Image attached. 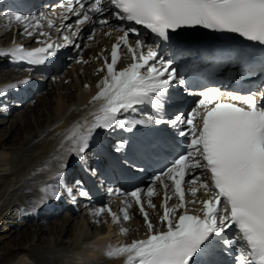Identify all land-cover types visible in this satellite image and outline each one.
Returning a JSON list of instances; mask_svg holds the SVG:
<instances>
[{
  "label": "snow or ice",
  "instance_id": "1",
  "mask_svg": "<svg viewBox=\"0 0 264 264\" xmlns=\"http://www.w3.org/2000/svg\"><path fill=\"white\" fill-rule=\"evenodd\" d=\"M52 7L65 10L59 26L47 19L45 12L31 17L12 14L28 36L38 32L46 39L37 41L43 46L31 51L16 46L0 51V57L10 56L29 65L44 64L57 55L61 45L48 42L50 34L43 29L55 27L64 46L72 44L70 37L63 35L64 29L71 28L66 21L72 16L77 26L73 35L87 32L85 38L92 40L98 27L123 33L112 45L110 62L105 57L104 68L100 69L106 75L92 98L100 106L92 113L91 122L76 125L66 137L70 142L66 153L83 154L98 129L119 127L131 132L138 125H168L182 138L172 159L147 187L129 192L110 190V194L125 197L122 216L106 205L94 211L95 216L107 212L118 224L121 219L128 221L129 209L138 206L148 230L146 239L109 246L106 255L123 257L124 264H197L198 254L219 242L231 255L232 264H264V93L223 94L217 86H205L196 107L186 115H169L165 111L169 90L187 81L173 67V60L165 59L157 48L147 44L135 27L142 26L161 41H169L170 33L183 27L202 26L264 45V0H57ZM109 17L119 23H110ZM122 52L130 54L132 62L117 69ZM146 105L155 112L140 107ZM127 113H139V118H129ZM123 146L118 142L116 151ZM156 185L164 190L159 228L145 209V197L148 207L156 208L151 199L157 194ZM197 186L206 190L208 198L186 200V191L195 196ZM42 191L50 193L49 188ZM79 194L88 195L84 190ZM174 198L178 203L169 206ZM197 202L202 205L199 213L190 214L187 204ZM122 232L127 234L125 229Z\"/></svg>",
  "mask_w": 264,
  "mask_h": 264
},
{
  "label": "rangeland",
  "instance_id": "2",
  "mask_svg": "<svg viewBox=\"0 0 264 264\" xmlns=\"http://www.w3.org/2000/svg\"><path fill=\"white\" fill-rule=\"evenodd\" d=\"M73 17L74 16H72L71 18ZM74 20H75V17L74 19H72V21ZM72 23L73 22H71V24ZM76 27L77 26L73 23L72 30L76 29ZM100 29L101 28L98 27L97 31L94 34V38L92 40H88L84 38L85 32H82L81 34L82 44L79 50L83 52L84 57H87L86 61L84 62L82 61L78 63L77 62L74 63L70 61L69 62L70 64L67 63L62 68L63 70L62 74L58 76V79L54 77L48 80L47 88L42 94L36 95L21 110L17 111L15 113V116H12V118L9 121H7V123H6V120L5 121H3V119L0 120V125H1L0 131L1 132H6L9 129L10 130L13 129L15 130L14 132L16 133L17 131H19V129L22 128L21 129L22 132L20 131L18 132V134H19V137H21L20 140L23 141L29 138L33 131L34 132L40 131L42 127L49 126L51 124L52 120L54 119V106L57 104V102H59L62 105V107L65 109V106L61 102L63 101L65 105H67L68 107V109H66L67 111L71 108H74V106L76 105V99L78 95L77 93H79L84 88H90V85L93 82L99 81L102 78V75L105 74V71H100V69L104 67L103 64L102 63L100 65L98 64L100 61L104 62V60L102 59L103 57L100 60L97 58L96 59L94 58L95 56H97L96 55L97 52H99L95 50V48L97 46H100L99 49L105 53V57L110 59L107 42L105 41L104 42L105 44H104L103 41L99 40V37L107 38L108 34H105V33H108V32L104 31V29L103 30L102 29L100 30ZM1 30H2V27L0 26V31ZM131 41H134V39L131 38ZM97 43H101V44L98 45ZM94 44H97V46ZM152 46L155 48L154 44ZM145 51H147V49H145ZM121 54H122V60L118 62L117 69H121L125 67L127 64L130 63V60H131L130 54H126L125 52H122ZM97 60H98V63H97ZM86 68L88 69L89 76L85 77V71L87 72ZM180 74H182V72ZM5 77H10V76L0 75V80H3L2 78H5ZM80 81L82 82V86L84 87L78 88L77 84L80 85ZM56 85H58V88L55 87ZM60 87L62 88L60 89ZM57 89H59V94L61 95L60 97H58ZM61 97H63L64 100H62ZM68 97L73 98L75 100V103L73 99L71 100ZM197 103L198 101L196 102V104L193 105L192 109L196 107ZM93 109L94 108L85 109L82 111V113H79L78 115H82V114L86 115L87 113H90L91 110ZM42 120L44 121L43 124H41ZM25 126H29L30 128L29 129L28 127L25 128ZM2 129H4L5 131ZM15 133H13L11 137H13ZM1 134L7 135L8 133L6 132V134L5 133H1ZM49 134H50V131H47L46 133H44L43 135L44 138H46ZM11 137L9 139V142L12 139ZM9 142L5 143L4 145L0 147V173L2 172V174L4 175L3 177H0V264H27V261L29 260L30 262L32 261V264H69L70 262L74 264L80 263V261L77 260L78 254L76 255L77 256L76 258L74 259L71 258V256L75 254L74 251L77 252L79 246L82 243H84V241L80 242L79 238H82V236L84 235L83 232L89 234L90 236L93 235L96 237L98 233L97 229L99 227L100 229L104 227L106 221L101 218L100 224H97L95 228L91 227L92 228L91 229V228H88L87 225H85L84 218L79 217V216L77 218L76 217L71 218L70 220L72 221L74 225V227L72 226L74 228L73 229L74 235L72 236H71V233L65 234L63 231H59V228H60L59 225H57L58 230L56 231L54 227L52 228V224L45 223L42 226L43 229L45 228L44 229L45 231L42 232L39 229V226L37 224L32 225V224L22 223V220L20 219L21 218L20 211L23 210L22 209L23 204L24 203L26 204L28 202L27 199L29 196V195H23V194L25 193V191L28 190L30 186L27 182L26 183L22 182L24 181L23 178L26 177L25 179H29L30 176L28 178L27 174L28 175L35 174L31 172L33 170L36 172L38 169L37 166L40 168L44 164V161L42 162L36 161L35 162L36 164L33 163L34 165L28 167L26 169V172H24L25 171L24 170L23 171L24 173H22V175H17L16 177V175L13 174L14 166L12 164L14 163L15 166L16 165L21 166V165L27 164L30 159L27 160L26 158H24L25 156L24 154H20L18 152V144H16L15 146H9L10 145ZM31 146H28V148L25 149V151L28 152L26 154H30L32 156L33 154H35V149L33 148V146L32 147ZM4 152H6V155H8V157L2 159V154ZM16 161L18 162V164L16 163ZM28 164H31V163H28ZM20 179H23V180L20 181ZM15 182H16V186L13 187L12 184ZM205 194H206V190L198 187V191L195 194V196L189 193L188 199L200 201V200H203V198L205 197ZM151 199H152L153 204L156 205V208L155 209L150 208L149 214L154 223H160V216H161V213L163 212L161 201H160L161 200L160 196L156 195ZM10 204L11 206L12 205L15 206V208H13L11 212L9 211L10 207H8V205ZM189 205L193 208L195 207L198 208L200 206V203L197 202L195 204H189ZM63 218L64 216L62 215L58 216L57 223L59 224L62 223ZM134 218L138 219V222H136L135 220L134 221V223H136L135 225L133 224L132 220L125 222L127 223L126 229H125V226L120 227L121 224L117 225L118 227H120L121 235L123 234L124 237L129 239V242H131L132 238L135 235H137L136 233L140 231L145 232L146 230L143 217L139 213H137L136 217ZM28 226L30 228L26 230V227ZM75 228L82 229V233L81 231H79L82 236L77 237L79 232H77ZM122 229L127 230V234H124L122 232ZM26 234H28L29 237ZM25 235L27 237H25ZM37 235H39V238L42 237L41 239H39V241L42 243H38L39 241L36 242ZM61 239L67 241V244H65L61 248L56 247L57 242ZM87 244L88 243L85 242V246ZM123 244H126V243L123 242ZM43 247H48V249H43ZM62 251H63V254L65 255L58 254V252H62ZM18 255H19V258H15ZM55 257L57 258V260L55 259ZM94 264H101V263L97 262Z\"/></svg>",
  "mask_w": 264,
  "mask_h": 264
},
{
  "label": "bare ground",
  "instance_id": "3",
  "mask_svg": "<svg viewBox=\"0 0 264 264\" xmlns=\"http://www.w3.org/2000/svg\"><path fill=\"white\" fill-rule=\"evenodd\" d=\"M109 18H110L111 21H113L112 17H109ZM72 19H74V17L70 18L68 21H70ZM117 23H119V21H117ZM21 30H22V26L19 25V27H18V29L16 31V35L17 34L20 35L21 34ZM108 32L110 34H108L107 38L99 37V40L103 41V43L106 41L107 42V47L109 49L110 45L112 46L114 43H116L117 36L119 37L123 33L119 32V31H115V30H113L111 28H110V30H108ZM6 34L12 35L13 32L11 30L9 31L7 29ZM79 35H80V37L82 39V35L81 34H79ZM85 35H87V32H85L84 38H85ZM3 36H4V34H3ZM3 36H1L0 38H3ZM145 36H147V41H153L152 38H150V36L148 34H146ZM10 37H12V36H10ZM0 40H2V39H0ZM148 43H150V42H148ZM97 44L99 45L101 43H97ZM97 44H94V45L97 46ZM99 48H100V46H97L95 48V50H97L99 52H97V54H96L97 56H95V57L93 56V57L95 59L97 58V59L100 60L99 55L101 56L102 53H100V49ZM174 51H176V49H174ZM110 52H111V50H110ZM169 53H171V52H169ZM192 54L194 55V53H192ZM190 57L195 59V60L191 61V63H189L187 66H178V64L177 65H173V67H175L177 69V72L179 74L182 72V69L180 67L183 68L184 72H182V74H180L182 76L183 75H188V76L192 75L191 77H193V75H198V74L202 73L203 76H205L207 78H210L211 80L214 79L215 82H220L221 79H223V78H221V77H223V75H225L224 76L225 79H233L236 75L238 77L241 74V71H239L240 68L238 66L237 61L229 60V59H224L223 60L222 57H217V58H203L202 57L201 59H200V56H197L198 58H195L194 56H190ZM171 59H172V57H171ZM174 61L175 60H173V63L176 64L177 61H175V62ZM109 62H110V59H109ZM97 63H98V60H97ZM101 63L104 66V62L100 61L98 64L100 65ZM233 65H236V66H233ZM7 68H9V66H6L5 68L0 69V73L3 74V75H7L8 73L10 74V71L6 70ZM62 71L63 70H60V72L58 74H55V76L56 75L59 76L60 74H62ZM53 75H54V73H53ZM105 75H106V71H105ZM86 76H89L88 69H87V72L85 71V77ZM102 79L103 78H101L99 81L93 82L90 85V88H84L80 92L78 91L79 93H77L78 95H77V99H76V105L74 106V108H71V109H69L67 111L66 109H68V107H67V105H65V103L63 101H61V102L65 106V109L62 107V105L59 102H57V104L54 106V119L52 120L51 124L49 126L42 127L40 131H36V132L33 131L29 138H27V139H25L23 141L20 140L21 137H19L18 132H20L22 128L19 129V131L16 130L17 131L16 133L14 132L15 130H13V129L10 130L9 129L8 131H6L8 133L7 135L1 134V133H5L6 134V132H1L0 131V147L2 145H4L5 143L9 142V139L12 136V134L15 133V135L13 137H11L12 139L9 142V144H10L9 146H15L16 144H18V152L20 154H24L25 155L24 158H26L27 160L30 159L28 161V163H31V164L27 163L28 165L24 164V165H21V166L20 165H16L15 166L14 163L13 164L11 163L14 166L13 174H15L16 177H17V175H22V173L26 172V169L28 167L36 164L35 163L36 161L37 162L44 161V164L40 168H38L37 170H41L42 169L45 172H47L48 169H52L53 166L57 165L56 164V157H58V156L60 157V155L62 154V151L64 150V147L68 145L69 141L66 140V137L72 132L73 128L76 125H78L76 122L81 124L82 123L81 122L82 118L86 117L90 113L96 112L97 109L99 108L100 102H93L92 98L99 91V88L97 87V85L100 84ZM230 81H233V80H230ZM223 84H225V83H223ZM61 86H62V84H61ZM77 86H78V88L84 87V86H82V82L81 81H80V85L77 84ZM259 86H261V85H259ZM55 87L58 88V85H56ZM61 88L62 87H60V89ZM57 92H58V97H60L61 95L59 94V89H57ZM68 98H70L71 100L73 99L71 97H68ZM61 99L64 100L63 97H61ZM196 102H197L196 100L187 101V103L184 106V109L179 111V112H184L185 115H186L192 109L193 105L196 104ZM74 103H75V100H74ZM92 108H94L96 110L93 109V110H91L90 113H87L86 115H83V114L82 115H78L79 113H82L83 110L92 109ZM2 111L3 112H8L7 119H3V121L6 120V123H7V121H9L12 118V116H15L14 110L12 108H10L9 106H3V108H0V112H2ZM1 119L2 118L0 117V120ZM43 123H44V121L42 120L41 124H43ZM49 123H50V121H49ZM26 127H28V129L30 128L29 126H25V128ZM2 130H4V129H2ZM47 131H50V134L46 138H44L43 135ZM69 144H70V142H69ZM31 145L35 149V154H33L32 156L30 154H26L28 152L25 151V149H27L28 146H31ZM30 152H32V151H30ZM6 157H8V155H6V152H4L2 154V159L6 158ZM16 163L18 164L17 161H16ZM33 172H35V171H33ZM3 176L4 175L1 172L0 173V177H3ZM41 177L42 176L39 175V178H41ZM28 178H29V176H28ZM23 179H20V181L23 180ZM16 182L12 184L13 187L16 186ZM150 183H151V178L149 176L145 177L143 179V181L137 182L138 186H140V187H147ZM119 187L121 188V186H119ZM31 190L28 191L27 193H32ZM23 197H25V196H23ZM92 203L93 202H90V205ZM8 207H10L9 208L10 212L13 210V208H15V206H13V205L11 206V204L8 205ZM90 208H92V206ZM137 213L138 212H135V211L133 212L132 221H133L134 225L136 224V223H134L135 220H136V222H138V219L134 218V217H136ZM58 216H60V215L45 214V216H43V217L46 218L48 224H52V228L54 227L56 231L58 230L57 229V225H59L60 226L59 231H63L65 234L66 233H71V236L74 235V233H73L74 225H73V223H72V221L70 219H71V216H72V218H75V217L77 218L78 216L77 215L75 216V214L73 212H70V216H64L63 222L60 223V224L57 223ZM107 216H108V218H107ZM149 217H151L150 214H149ZM102 219L106 220L105 225L101 229H100V227L97 229L98 233H97V236L95 238H92L93 235L90 236L89 234L84 233V232H83L84 235L82 236L81 235L82 229L75 228V230L77 232L81 231V233L79 232V234L77 235V237L82 236V238H79V241L80 242L84 241V243H82L79 246L78 251L77 252L74 251L75 254L71 256V258L74 259V258L77 257L76 255L78 254L77 260L80 261V263H78V264H88L87 260H91L93 262L94 260H92L90 258L94 257V254L97 252L96 250H99V248L102 249L104 246H106V247L109 246V242L107 243L106 239L110 241V244L112 246H118L120 244H123L124 241L125 242H127V240L129 241V239L124 237L123 234L121 235V232H120V227L121 226H125V229H126L127 228V225H126L127 223H125L123 221V224L120 227H118L117 225H115L113 223L112 218H111V216L109 214L104 215ZM84 220H83V222H84ZM25 224H32L33 225L34 223L30 222V223H25ZM96 224L93 223V222H88V221L86 222L85 221V225H87L88 228H91V227L95 228ZM154 224H156V223H154ZM37 225L39 226V229L42 232L45 231L44 230L45 228L44 229L42 228V226L44 224H42L40 222ZM156 226H157V228H159L160 227V223H157ZM29 228H30L29 226L26 227V230L29 229ZM49 228H51V227H49ZM26 235L28 236V234H26ZM26 235H25V237H27ZM139 237H141V236L139 235ZM41 238L42 237L39 238V235H37L36 242H38L39 239H41ZM137 238H138V236L136 235V237H134V239H137ZM85 242L88 243L86 246H85ZM38 243H42V242L39 241ZM38 243H37V245H38ZM105 243H107V244L105 245ZM65 244H67V241L61 239V240H59L57 242L56 247H60L61 248ZM43 249H48V247H43ZM41 254H42V252H41ZM58 254L59 255H61V254L65 255V254H63V251L62 252H58ZM97 256H98L97 258H100V257L102 258V260H103L102 264H115V263H120L121 264L125 260V258H123V257L109 258L106 255V257L103 258V256H100L99 254ZM15 258H19V255L16 256ZM60 258H58V259H60ZM55 259L57 260L56 257H55ZM27 264H32V261L31 262H30V260L27 261Z\"/></svg>",
  "mask_w": 264,
  "mask_h": 264
}]
</instances>
